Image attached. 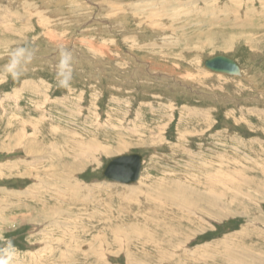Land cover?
<instances>
[{
    "label": "rangeland",
    "instance_id": "1",
    "mask_svg": "<svg viewBox=\"0 0 264 264\" xmlns=\"http://www.w3.org/2000/svg\"><path fill=\"white\" fill-rule=\"evenodd\" d=\"M40 2L0 0V67L37 49L20 80L0 71V237L15 264H264V0ZM60 45L71 89L56 84ZM218 54L243 77L206 71ZM133 152L137 183L101 175ZM62 177L86 198L62 199Z\"/></svg>",
    "mask_w": 264,
    "mask_h": 264
},
{
    "label": "clouds",
    "instance_id": "2",
    "mask_svg": "<svg viewBox=\"0 0 264 264\" xmlns=\"http://www.w3.org/2000/svg\"><path fill=\"white\" fill-rule=\"evenodd\" d=\"M37 56V49L32 44L12 47L7 53V62L0 67L13 81L24 77ZM74 53L68 47L58 46V62L55 67L57 87L71 89L75 72ZM17 248L11 237H0V264H15Z\"/></svg>",
    "mask_w": 264,
    "mask_h": 264
},
{
    "label": "water",
    "instance_id": "3",
    "mask_svg": "<svg viewBox=\"0 0 264 264\" xmlns=\"http://www.w3.org/2000/svg\"><path fill=\"white\" fill-rule=\"evenodd\" d=\"M203 68L217 75H223L231 78H242V70L239 64L232 58L218 54L207 58ZM143 156L140 153H128L118 155L109 160L101 175L107 180L124 185H133L137 183L142 172Z\"/></svg>",
    "mask_w": 264,
    "mask_h": 264
},
{
    "label": "bare ground",
    "instance_id": "4",
    "mask_svg": "<svg viewBox=\"0 0 264 264\" xmlns=\"http://www.w3.org/2000/svg\"><path fill=\"white\" fill-rule=\"evenodd\" d=\"M91 1H93V0H91ZM184 1V0H183ZM41 2L44 4V7H47L50 3H54V4H56V5H58L57 7L58 8H60L59 7V5H62V4H65V3H67V0H53V1H50V0H41ZM40 2V3H41ZM42 3H41V5H42ZM52 3V4H53ZM120 4V3H119ZM27 5V4H26ZM238 5V4H237ZM64 6V5H63ZM239 6V5H238ZM56 7V8H57ZM48 8V7H47ZM175 8V7H174ZM58 10V9H57ZM35 11V10H34ZM33 11V12H34ZM228 11V10H227ZM36 13H37V9H36V11H35ZM253 12V11H252ZM246 13V12H245ZM249 13V12H248ZM250 14V13H249ZM248 14V15H249ZM44 15V14H43ZM42 15V16H43ZM244 15H246V14H244ZM243 15V16H244ZM254 15V14H253ZM246 17V16H245ZM47 19H49L48 17H47ZM47 19H45V20H47ZM233 19H234V17H233ZM252 19V18H251ZM171 20V19H170ZM257 21V20H256ZM253 27V26H252ZM261 27V26H260ZM263 27V26H262ZM25 134V133H24ZM22 135H23V133H22ZM33 146H32V144L31 143H25V146H24V149L25 148H28V150L27 151H24V152H27V153H32V152H30L29 150V148H32ZM88 148H94L93 146H89ZM21 150V149H20ZM93 150V149H92ZM95 150V152H97V150L98 149H94ZM93 150V151H94ZM56 151V150H55ZM99 151V150H98ZM30 155H32V154H30ZM88 155V154H87ZM90 155V154H89ZM93 155V154H92ZM60 156V155H59ZM91 157V156H90ZM96 157V156H95ZM24 158V157H23ZM86 159L87 160H85L84 158H80V160H79V162H76L75 164H73V166L75 167V166H77V167H79V166H81V164H83V163H87V161L89 162V158L88 157H86ZM35 161H37V159L35 158L34 159ZM25 164V163H24ZM34 164V163H33ZM37 164V163H36ZM30 165V164H29ZM39 165V164H38ZM69 165V164H68ZM67 167L68 166H66V168H65V170L64 171H67L66 173L67 174H69V169H67ZM71 168H73L72 167V165H71ZM29 172H30V170H29ZM56 173H57V171H56ZM65 173V174H66ZM64 175L65 176V178H66V176H69V175ZM27 175V174H26ZM60 175V174H59ZM63 178V181H60V185L61 186H63V187H65L66 189L63 191V189L62 190H56V189H58L57 187L56 188H54L53 190H56V191H58V193H61L62 194V199H66V201L68 202V200H75V199H77V197H78V195L80 196H82V197H85L86 198V196L84 195V192H89L90 191V187L88 188V187H86V186H83L82 184L81 185H76V184H73V183H70L69 181L67 182L66 180H65V178L64 177H62ZM36 183V182H35ZM58 185V184H57ZM209 185V184H208ZM140 186V185H139ZM178 186V185H177ZM211 185H209V187H210ZM55 187V186H54ZM102 187V186H101ZM140 187H142V186H140ZM139 187V188H140ZM144 187V186H143ZM147 187V186H146ZM41 188V187H40ZM94 188V187H93ZM92 188V189H93ZM134 188V187H133ZM180 188V187H179ZM182 188V187H181ZM211 188V187H210ZM142 189V188H141ZM209 189V188H208ZM186 190V189H185ZM146 190H144V192H145ZM176 191V190H175ZM183 191V190H182ZM188 191V190H187ZM190 191V190H189ZM28 191H25V194L23 195L24 196V198H26L27 200H29L30 199V197H29V193H32V192H29V193H27ZM140 192H142V191H140ZM140 192H138V193H140ZM192 192V191H191ZM86 193V194H87ZM132 193H137V191H135V190H132ZM159 193V192H158ZM176 194H177V197L179 196V197H181V191H176L175 192ZM185 193V192H184ZM183 192H182V194H184ZM193 193V192H192ZM195 193V192H194ZM33 194V193H32ZM31 194V195H32ZM190 194V193H189ZM197 194V193H196ZM22 195V194H21ZM34 195H36L35 193H34ZM33 195V196H34ZM186 195V194H185ZM198 195V194H197ZM59 196V195H58ZM149 196V195H148ZM147 195L145 196L146 197V199L144 200V205L146 206V209H149V210H151V208H153L152 206H154V210H160L161 208H162V204L160 203L159 205H157V204H154L153 203V205H149V202L151 201V203H152V198L151 197H148ZM176 196V195H175ZM184 196V195H183ZM199 196V195H198ZM176 197V198H177ZM193 197V196H192ZM36 198V197H35ZM142 198V197H141ZM147 198H150V200H148ZM187 198H189L188 196H187ZM187 198H185L186 200H188ZM199 198V200L201 199V197H198ZM156 199V198H155ZM180 199V198H179ZM206 200H209L208 199V197L207 198H205ZM78 200V199H77ZM76 200V201H77ZM138 201L137 202H139L138 203V206L139 205H142V200L141 199H137ZM157 200V199H156ZM165 200H167V199H165ZM196 200V199H195ZM155 201V200H154ZM158 201H160V200H158ZM171 201V200H170ZM201 201V200H200ZM205 201V200H204ZM210 201V200H209ZM65 202V201H64ZM146 202V203H145ZM161 202V201H160ZM165 202H167V201H165ZM192 202V201H191ZM70 203V202H69ZM157 203V202H156ZM168 203V202H167ZM173 203V202H172ZM71 204V203H70ZM174 204V203H173ZM176 204V203H175ZM189 204V203H188ZM188 204H183V206H185L186 208H190L191 209V206L190 205H188ZM215 204V203H214ZM172 205V204H171ZM173 206V205H172ZM176 207V206H175ZM181 206L180 205H178L177 206V209L178 208H180ZM147 213H149V212H147ZM182 214V213H181ZM41 215V214H40ZM137 215V214H136ZM160 215V214H159ZM154 216V215H153ZM157 216V215H156ZM160 216H162V215H160ZM37 217V216H36ZM35 217V218H36ZM42 217V216H41ZM146 217V216H145ZM154 218V217H153ZM39 219H40V217H39ZM138 219V218H137ZM161 219V218H160ZM155 220V219H154ZM157 220H158V218H157ZM180 220V219H179ZM141 221V220H140ZM175 221V220H174ZM170 222H172V221H170ZM149 223H150V221H149ZM146 224V223H145ZM148 224V223H147ZM178 224V223H177ZM137 225V224H136ZM142 226V225H141ZM143 226H144V224H143ZM163 226V225H162ZM161 226V227H162ZM165 229V228H164ZM125 234V233H124ZM148 235V234H147ZM140 236V235H139ZM123 238H124V236H123ZM140 238H142L141 236H140ZM144 238H147V236H145ZM143 239V238H142ZM184 240V239H183ZM145 243H147V241L146 242H144L143 244H145ZM188 243V242H187ZM154 244V243H153ZM158 248H160V247H158ZM178 250V249H177ZM187 254H188V252H186ZM185 253V254H186ZM190 253V252H189ZM190 255V254H189ZM197 255V254H196ZM188 256V255H187ZM202 256V255H201ZM200 256V257H201ZM250 264V263H249Z\"/></svg>",
    "mask_w": 264,
    "mask_h": 264
}]
</instances>
